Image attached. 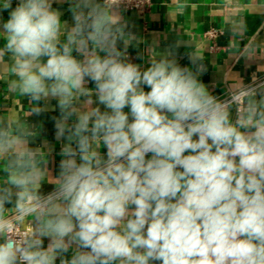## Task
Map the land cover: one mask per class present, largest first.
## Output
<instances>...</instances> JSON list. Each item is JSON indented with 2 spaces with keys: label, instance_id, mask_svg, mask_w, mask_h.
<instances>
[{
  "label": "clouds",
  "instance_id": "obj_1",
  "mask_svg": "<svg viewBox=\"0 0 264 264\" xmlns=\"http://www.w3.org/2000/svg\"><path fill=\"white\" fill-rule=\"evenodd\" d=\"M0 39L9 91L58 110L62 142L38 167L0 128V264H264V82L222 101L202 66L142 68L99 0H0ZM13 203L27 232L2 215Z\"/></svg>",
  "mask_w": 264,
  "mask_h": 264
},
{
  "label": "crops",
  "instance_id": "obj_2",
  "mask_svg": "<svg viewBox=\"0 0 264 264\" xmlns=\"http://www.w3.org/2000/svg\"><path fill=\"white\" fill-rule=\"evenodd\" d=\"M60 7L64 18L71 22L69 4ZM106 10L121 27L127 41V56L142 68L162 55L174 56L181 65L194 71L202 66L200 79L217 97L264 73V0H152L143 15L124 9ZM4 16L7 18V13ZM211 27L221 30L215 41L203 36ZM4 43L0 39V47ZM120 47L123 49L125 45ZM10 66V57L6 55L0 65V128L12 136H20L28 142V147L36 150L38 167L55 169L62 143L54 138L52 117L58 115V110L49 108L37 115L33 109L38 106L33 101L19 92L9 91V81L15 79ZM51 104L55 105L56 101ZM10 162L11 154L0 156V185L9 179ZM42 183V190L48 191L47 179ZM15 211L14 203L6 205L2 215L6 218ZM32 219L26 217L20 228L27 232Z\"/></svg>",
  "mask_w": 264,
  "mask_h": 264
},
{
  "label": "built area",
  "instance_id": "obj_3",
  "mask_svg": "<svg viewBox=\"0 0 264 264\" xmlns=\"http://www.w3.org/2000/svg\"><path fill=\"white\" fill-rule=\"evenodd\" d=\"M101 2H102V5H106L107 9H111V8L124 9L127 11H134L140 15H143L146 12H148L150 6L152 5V0H101ZM220 34H221V30L219 28H214V27H211L203 32V36H205L207 39L212 40V41H215L220 36ZM211 48H216V46L211 45ZM253 80L257 82H264V73L254 76L251 79V81ZM233 91L234 90L227 89L220 96H218V98L222 101L227 100L229 99ZM233 109L235 110V108ZM5 219L9 220L18 232H21V233L25 232L24 230L20 228V223L22 221L17 219L16 211L13 214L6 217Z\"/></svg>",
  "mask_w": 264,
  "mask_h": 264
}]
</instances>
